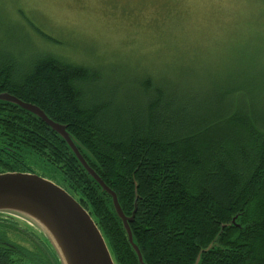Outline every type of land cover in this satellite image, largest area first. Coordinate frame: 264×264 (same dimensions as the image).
Instances as JSON below:
<instances>
[{
  "label": "trees",
  "instance_id": "1",
  "mask_svg": "<svg viewBox=\"0 0 264 264\" xmlns=\"http://www.w3.org/2000/svg\"><path fill=\"white\" fill-rule=\"evenodd\" d=\"M252 5L264 16V0ZM231 61L212 83L197 72L174 81L146 74L103 97L95 69L53 55L0 57V94L66 126L124 215L137 206L130 228L144 264H264V48ZM6 172L62 187L91 215L115 264H140L112 198L68 144L37 116L0 102ZM26 237L33 250L20 243ZM0 264L61 262L47 239L0 217Z\"/></svg>",
  "mask_w": 264,
  "mask_h": 264
},
{
  "label": "rangeland",
  "instance_id": "2",
  "mask_svg": "<svg viewBox=\"0 0 264 264\" xmlns=\"http://www.w3.org/2000/svg\"><path fill=\"white\" fill-rule=\"evenodd\" d=\"M252 3L0 0V57L21 62L53 55L95 69V89L103 97L146 74L174 81L197 72L203 83H212L231 69L234 57L264 48V16ZM20 243L34 249L27 237Z\"/></svg>",
  "mask_w": 264,
  "mask_h": 264
},
{
  "label": "water",
  "instance_id": "3",
  "mask_svg": "<svg viewBox=\"0 0 264 264\" xmlns=\"http://www.w3.org/2000/svg\"><path fill=\"white\" fill-rule=\"evenodd\" d=\"M0 102L16 105L37 116L68 144L88 174L112 198L129 242L140 264H144L130 228L137 206L131 218L124 215L116 193L89 167L67 132V127L51 120L37 106L27 104L8 93L0 94ZM0 217L17 223L37 238L47 239L61 264H115L102 233L87 210L62 187L38 175L0 174ZM18 217L27 224L22 225ZM33 226L39 227L43 234L34 231Z\"/></svg>",
  "mask_w": 264,
  "mask_h": 264
},
{
  "label": "flooded vegetation",
  "instance_id": "4",
  "mask_svg": "<svg viewBox=\"0 0 264 264\" xmlns=\"http://www.w3.org/2000/svg\"><path fill=\"white\" fill-rule=\"evenodd\" d=\"M10 159L14 160L15 157H14V156H11ZM7 173H22V172H6V173H3V174H7ZM25 174H31V173H25ZM44 179H45V178H44Z\"/></svg>",
  "mask_w": 264,
  "mask_h": 264
}]
</instances>
